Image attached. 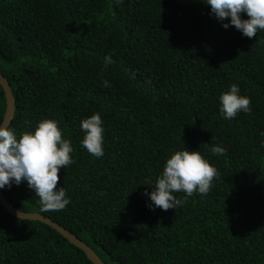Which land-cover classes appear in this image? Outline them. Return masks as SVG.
<instances>
[{"label":"trees","instance_id":"1","mask_svg":"<svg viewBox=\"0 0 264 264\" xmlns=\"http://www.w3.org/2000/svg\"><path fill=\"white\" fill-rule=\"evenodd\" d=\"M0 72L15 99L8 126L19 135L55 119L73 148L58 170L64 208L42 211L26 181L0 188L11 205L62 225L105 264H264V29L224 28L204 0H0ZM233 82L250 111L225 119L219 95ZM93 112L100 157L80 144ZM185 147L219 175L206 194L175 193L177 208L149 207L165 159ZM0 264L93 263L0 204Z\"/></svg>","mask_w":264,"mask_h":264},{"label":"clouds","instance_id":"2","mask_svg":"<svg viewBox=\"0 0 264 264\" xmlns=\"http://www.w3.org/2000/svg\"><path fill=\"white\" fill-rule=\"evenodd\" d=\"M204 3L224 28L232 25L247 37L264 29V0H204ZM241 12L246 13V18ZM110 60L111 57L106 55L105 63ZM103 84L109 82L104 80ZM219 102L220 113L225 119L233 118L240 111H250V97L242 95L235 82L219 95ZM79 126L84 132L80 144L93 156H102L104 127L101 115L93 112L82 118ZM72 151L70 140L62 136L55 119L43 118L33 130L19 135L14 128L0 124V188L26 181L38 196L42 211L64 208L69 197L63 186H57L58 170L73 162ZM211 151L222 154L226 148L213 144ZM217 175V168L196 149L185 147L174 151L165 159L152 190L146 192L148 206L163 210L177 208L194 191L206 194ZM180 191L185 197L175 195Z\"/></svg>","mask_w":264,"mask_h":264},{"label":"water","instance_id":"3","mask_svg":"<svg viewBox=\"0 0 264 264\" xmlns=\"http://www.w3.org/2000/svg\"><path fill=\"white\" fill-rule=\"evenodd\" d=\"M0 86L2 88L1 93H3L5 97V110L0 124H4L8 126L14 115L15 99L7 79L4 77V75L1 72H0ZM0 204L9 213H11L16 217L35 219L48 224L49 226L54 228L57 232H59L64 238H66L70 243L81 249L85 253L86 257L93 264H105L89 245H87L84 241H82L80 238H78L75 234H73L71 231H69L62 225L58 224L57 222L53 221L49 217H46L39 212L22 211L11 205V203L4 196L1 189H0Z\"/></svg>","mask_w":264,"mask_h":264}]
</instances>
